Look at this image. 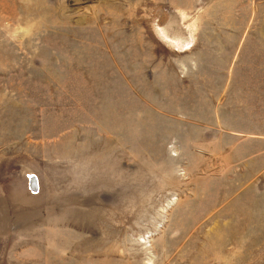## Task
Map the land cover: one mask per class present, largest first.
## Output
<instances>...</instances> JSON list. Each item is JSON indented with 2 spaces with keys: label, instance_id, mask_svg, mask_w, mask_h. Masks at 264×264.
I'll return each mask as SVG.
<instances>
[{
  "label": "rangeland",
  "instance_id": "1",
  "mask_svg": "<svg viewBox=\"0 0 264 264\" xmlns=\"http://www.w3.org/2000/svg\"><path fill=\"white\" fill-rule=\"evenodd\" d=\"M0 264H264V0H0Z\"/></svg>",
  "mask_w": 264,
  "mask_h": 264
},
{
  "label": "bare ground",
  "instance_id": "2",
  "mask_svg": "<svg viewBox=\"0 0 264 264\" xmlns=\"http://www.w3.org/2000/svg\"><path fill=\"white\" fill-rule=\"evenodd\" d=\"M164 32V31H163ZM165 33V32H164ZM167 35H165V34H163V38L166 40V41H168L169 43H175V41L174 40H170L171 38H169V37H166ZM176 46V45H175ZM145 240V239H144Z\"/></svg>",
  "mask_w": 264,
  "mask_h": 264
},
{
  "label": "water",
  "instance_id": "3",
  "mask_svg": "<svg viewBox=\"0 0 264 264\" xmlns=\"http://www.w3.org/2000/svg\"><path fill=\"white\" fill-rule=\"evenodd\" d=\"M33 181H35V178H32Z\"/></svg>",
  "mask_w": 264,
  "mask_h": 264
},
{
  "label": "built area",
  "instance_id": "4",
  "mask_svg": "<svg viewBox=\"0 0 264 264\" xmlns=\"http://www.w3.org/2000/svg\"><path fill=\"white\" fill-rule=\"evenodd\" d=\"M31 181H33L32 179H31ZM36 190V189H35Z\"/></svg>",
  "mask_w": 264,
  "mask_h": 264
}]
</instances>
